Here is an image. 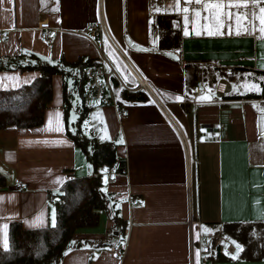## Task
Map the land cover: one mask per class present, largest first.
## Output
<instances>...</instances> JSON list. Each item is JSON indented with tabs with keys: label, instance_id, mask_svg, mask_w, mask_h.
<instances>
[{
	"label": "crops",
	"instance_id": "crops-1",
	"mask_svg": "<svg viewBox=\"0 0 264 264\" xmlns=\"http://www.w3.org/2000/svg\"><path fill=\"white\" fill-rule=\"evenodd\" d=\"M154 4V0H0V34L7 36L4 40L0 36V90L16 89L41 75L17 68L36 62L28 53L46 62L76 63L85 58L117 71L114 94L129 110L122 118L113 105H93L81 123L84 132L98 141L119 142L117 154L124 159L126 172L104 169V191L119 200L128 223L126 239L110 236L113 224L103 213L97 228L74 236L91 243L67 251L60 264H264V259H239L243 246L234 240L241 247L235 259L217 257L215 252L203 255L199 245L201 233L216 225L264 222V97H230L260 91L264 46L261 57L259 43L264 34L259 16L249 31L239 20L234 22L236 31L221 28L223 34L218 35H209V26H175L167 17L168 27L182 28L181 45L163 49L157 19L164 13L155 12ZM101 19L162 96L183 129L186 145L164 112L138 90L112 44L86 33ZM44 20L58 31L50 43L40 40L38 26ZM187 65L197 69V76ZM67 71L71 76L66 83L61 74L52 78L51 103L41 125L0 129V172L6 176L0 190L2 248L5 236L10 246L12 222L24 228L52 225L57 217L54 195L72 175L93 172L68 135L79 118L82 99L75 82L80 73L71 67ZM200 79L207 82L197 95L193 88ZM138 92L145 98L127 97ZM65 94L72 104L67 112ZM57 127L62 130L55 131ZM16 178L26 185L24 190L16 188ZM190 218L202 220L204 226L191 228ZM120 243L125 253L119 259L110 247Z\"/></svg>",
	"mask_w": 264,
	"mask_h": 264
},
{
	"label": "trees",
	"instance_id": "trees-1",
	"mask_svg": "<svg viewBox=\"0 0 264 264\" xmlns=\"http://www.w3.org/2000/svg\"><path fill=\"white\" fill-rule=\"evenodd\" d=\"M167 15L162 14L157 19L159 27L160 46L164 49L178 48L181 45L182 28L175 29L167 26ZM35 63L20 64V70H38L41 75L31 83L22 85L16 89L0 90V129L7 126L19 128H32L42 124L45 109L50 106L53 92L52 78L55 74H61L66 78L71 76L67 69L77 71L80 77L76 78V86L81 94L83 76L80 72L84 65L96 63L87 59H80L76 63L65 60L46 62L33 53H28ZM21 57V56H19ZM187 68L194 66L187 65ZM197 76V69L195 70ZM264 78V72L259 73ZM64 86H66L64 84ZM128 98H145L141 93L127 95ZM233 98H261L264 97V79L259 92L231 95ZM65 111L72 106L70 100L64 95ZM90 107L82 102L78 106L79 118L76 120L75 132L68 131L69 137L76 146L86 155L87 163L93 169L91 174L72 175L64 183L61 190L54 195V205L57 217L52 225L37 228H24L19 222L10 224V246H0V264H60L66 252L72 248L90 241L75 239L76 233L82 230L95 229L99 226L100 216L103 213L110 214L113 218V226L110 236L118 234L122 241L126 238L125 229L128 227L121 217L119 200L112 193L104 191L103 170H110L117 163L120 173L126 172L125 161L117 154L118 141H98L93 136L83 135L81 123L88 116ZM5 175L0 172V190L6 186ZM217 226V225H216ZM214 226V228L216 227ZM223 232L235 242L243 246V252L239 259L259 260L264 259V222H231L223 225ZM114 245V244H113ZM218 250L216 254L220 258H231L234 255H222Z\"/></svg>",
	"mask_w": 264,
	"mask_h": 264
},
{
	"label": "built area",
	"instance_id": "built-area-1",
	"mask_svg": "<svg viewBox=\"0 0 264 264\" xmlns=\"http://www.w3.org/2000/svg\"><path fill=\"white\" fill-rule=\"evenodd\" d=\"M39 31H41L40 40L45 43H50L55 36H57L58 31L56 28L50 25L49 20H44L39 23ZM86 33L90 34L91 38H95L101 41V37H105L109 43L112 44V47L116 54L121 58L123 64L126 66L127 70L131 73L132 78L138 83V90L144 92L148 97H150L156 105L164 112L165 117L169 121L170 124L174 126L175 131L181 137L183 142L187 143V138L184 137L183 129L181 125L175 120L173 114L170 110H168L167 105L165 104L164 99L155 87L149 83L141 74L130 59L129 56L125 53L122 47L115 42L112 38V35L107 28L104 20L94 23L90 25L86 29ZM1 39L7 38L5 34H0ZM83 81H82V91H81V99L84 103V106L91 107L93 105H105L110 104L113 105L119 115L122 118L128 116V107L124 106L120 103V101L115 97L114 94V84L113 80L119 79V75L116 70L112 67L105 68L102 63L99 61L96 63L84 65L80 70ZM206 87L205 81L202 79L198 80L195 87L193 88L194 94H200L203 92ZM119 159L117 160L118 163ZM117 163L112 167L109 171L114 174H119L117 168ZM113 178H109L108 181H113ZM14 185L19 190H24L26 185H24L18 178L14 180ZM134 204L136 206H140V201H135ZM190 227H203L204 223L202 220L190 218ZM199 245L201 248V253L203 255L212 254L213 252L218 253V250H222L227 255H234L237 252V247L234 244V241L230 236L223 232V225H218L213 229L208 230L207 232L201 233ZM110 251L116 256V258H122L124 256V245L123 244H114L110 247Z\"/></svg>",
	"mask_w": 264,
	"mask_h": 264
},
{
	"label": "rangeland",
	"instance_id": "rangeland-1",
	"mask_svg": "<svg viewBox=\"0 0 264 264\" xmlns=\"http://www.w3.org/2000/svg\"><path fill=\"white\" fill-rule=\"evenodd\" d=\"M154 2L156 4V5L155 4L154 5L157 8V10L155 12L158 11L160 13L166 14L168 19L170 20V22L172 20H175V22H176L175 26L178 25V26L183 27L182 25L186 24L185 16H187L188 17L187 24H191V26L193 28L194 27L200 28V26H211V24L215 22L213 16L210 14L211 12H214L215 9L206 10L204 7V5L206 3L223 2L225 5H227L230 2H233V3L237 2V0H201V3H199V4H197V3L186 4L185 0H154ZM247 3H248L247 8H243V7L239 8V9H237V8H230V9L225 8L222 11L231 12L233 14H237V13L241 14L239 16V20L244 21V24H246V27L249 31L250 29L254 28V24H256V21L258 20V16L260 14L259 9L261 6L264 5V0H261V3H259L258 5H253V0H247ZM185 7L188 8L187 13H185L183 11V9ZM196 11H199V13H200L199 16L196 15ZM253 13L256 14L255 18L253 17ZM155 16H157V15H155ZM221 19L223 20V23H224V26L222 27L223 30L226 29V31H236V29L238 27L237 25H234V22L237 21L236 15H233L230 19L228 17H221ZM229 25H231V28H229ZM170 28H172V27L170 26ZM260 39L261 40L259 43V50L261 51V57H262V53H263L262 46H264V41H263L264 39L262 37H260ZM247 50H248V48H247ZM263 50H264V47H263ZM107 56L110 57L108 54H107ZM110 59H112L113 65L115 66V68L120 73H122V70H120L118 64L113 60V58L110 57ZM121 75H123V74H121ZM82 130H83V127H82ZM73 132H75V128H73ZM83 135L89 136L88 134H86V132H84V130H83ZM89 169L92 171V168L90 166H89ZM109 216H110V214H109ZM120 217L122 218V213L120 214ZM109 219L111 220V222H113V218L111 216L109 217ZM111 229L112 228H110L109 230H111ZM116 235L117 234H113L112 236L116 237ZM118 239H119V237L117 238V240Z\"/></svg>",
	"mask_w": 264,
	"mask_h": 264
},
{
	"label": "snow or ice",
	"instance_id": "snow-or-ice-1",
	"mask_svg": "<svg viewBox=\"0 0 264 264\" xmlns=\"http://www.w3.org/2000/svg\"><path fill=\"white\" fill-rule=\"evenodd\" d=\"M9 3H11V0H9ZM185 3L186 4H192V3H201V0H185ZM259 3H261V0H253V5H258ZM205 9L206 10H212V9H215L214 12H211L210 14L213 16L214 18V23L211 24V26H209L206 30L208 32L209 35H218V34H223L221 32V28L224 26V23H223V20L221 19V17H228L229 19L233 16V15H236L237 17V21H239V16L241 14L237 13V14H233L231 12H224L222 11L223 9L225 8H247L248 7V3H247V0H237V2H230L228 3L227 5H225L223 2H220V3H206L204 5ZM183 11L185 13L188 12V8L185 7L183 9ZM259 21H260V25H262V27H260V32L262 34H264V7H260L259 9ZM196 15L199 16L200 13L199 11H196ZM246 15V14H245ZM255 13H253V17L255 18ZM188 21V17L185 16V22L187 23ZM229 28H231V25H229ZM185 35H189V32L186 30ZM197 35H200L201 33L199 31H197L196 33ZM237 35L241 34V32L238 30L236 32ZM253 88H255L256 86H252ZM51 122V121H50ZM62 129H60L59 127H57L55 129V131H61ZM4 247L7 248V239H6V236H5V239H4ZM237 253H239V251L241 250V247L240 245H237ZM197 256H199V253H197ZM234 259L237 258V257H233Z\"/></svg>",
	"mask_w": 264,
	"mask_h": 264
}]
</instances>
